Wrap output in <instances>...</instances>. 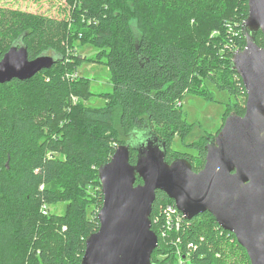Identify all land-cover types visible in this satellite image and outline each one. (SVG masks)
<instances>
[{
    "label": "trees",
    "instance_id": "16d2710c",
    "mask_svg": "<svg viewBox=\"0 0 264 264\" xmlns=\"http://www.w3.org/2000/svg\"><path fill=\"white\" fill-rule=\"evenodd\" d=\"M34 1L42 6L50 0ZM61 1L60 14L54 15L0 8L1 55L23 34L30 58L42 53L59 57L29 79L0 83V264H81L86 238L100 226L104 198L98 168L116 147L148 126L166 142L169 161L186 157L198 169L210 136L186 141L191 127L182 97L201 74L235 98L238 93L247 96L230 60L245 46L241 25L248 0H236L241 18L233 29L220 20L227 0ZM255 36L263 45V34ZM87 43L99 48L97 58L104 59L113 84L104 107L82 105L90 90L88 81L82 91L78 67L80 58H88L77 46ZM216 67L223 80L214 77ZM69 73L79 76L72 79ZM114 102L131 128L127 139L118 137L113 127ZM236 112L243 114L245 105ZM177 135L197 150L196 162L189 152L170 149ZM116 140L117 146L112 143ZM131 162H136V151ZM64 199L63 213L47 210L49 203ZM173 201L157 191L152 219L162 204ZM152 227L160 235L159 226ZM180 236L181 249L188 241L194 244L189 264H251L236 236L208 212L186 220ZM165 252L163 263L173 264L176 253L162 241L152 260L157 262L155 256Z\"/></svg>",
    "mask_w": 264,
    "mask_h": 264
},
{
    "label": "water",
    "instance_id": "95a60500",
    "mask_svg": "<svg viewBox=\"0 0 264 264\" xmlns=\"http://www.w3.org/2000/svg\"><path fill=\"white\" fill-rule=\"evenodd\" d=\"M259 32L264 36V0H248L241 25L245 46L230 60L247 94L245 112H230L207 139L202 169L196 171L186 157L169 161L166 142L148 126L99 166L100 226L87 236L81 264H159L152 260L159 247L151 221L157 191L173 199L187 220L212 214L236 236L251 264H264V44L256 40ZM23 38L0 53V83L29 79L59 59L54 53L30 58Z\"/></svg>",
    "mask_w": 264,
    "mask_h": 264
},
{
    "label": "rangeland",
    "instance_id": "374dc122",
    "mask_svg": "<svg viewBox=\"0 0 264 264\" xmlns=\"http://www.w3.org/2000/svg\"><path fill=\"white\" fill-rule=\"evenodd\" d=\"M62 2L59 0L56 2L55 0H50L49 2H45L42 6L34 0H0V8H14L27 10L32 12H42L47 15H54L55 12L60 14L58 11V5ZM226 7L222 10H225V13H222V17L220 18L221 22H224V25H231L232 29L234 28V24L236 19L239 18L238 14V4L236 0H227ZM39 5V8H38ZM61 11V9H59ZM131 26L136 34V37H139L140 31L136 25V20L131 21ZM214 24L207 27H213ZM213 33L216 32L215 29L212 30ZM78 53L85 56L88 59L80 58L82 61L80 66L78 67V73L81 75L80 83L84 88L89 81L88 89L90 93L86 95L85 98L82 99L83 106L90 107H104L110 102V97L107 96L108 92L112 91L113 84L110 80V73L108 67L106 66L104 59L97 58V53L99 48L92 43L82 44L77 46ZM4 53H2L3 55ZM219 68L216 67L215 70V78L224 79V75L219 74ZM205 89L206 93H203L201 90ZM87 89H83L82 91L85 93ZM238 97L235 96L224 87L218 86L212 80L206 79L204 74H201L199 79H197L196 84L193 83V88L191 91L187 92L182 99L180 100V104L182 107V112L186 115V121L191 127V131L186 141L195 140L196 142H201V136H210L216 135L217 130H220L224 121L226 119L227 110L228 113L232 111H237L242 105H245L246 108V98L247 96L242 93L237 94ZM237 102V103H236ZM245 102V103H244ZM115 105V102H114ZM121 109L117 105H115L114 118H113V127L117 136L120 138L127 139V134L131 130L129 126L122 122ZM117 141H112L113 145L117 146ZM170 149L177 150L178 152H189L193 162H196L199 158V153L196 149L192 147H187L181 141L179 135L175 136L173 144ZM177 157V156H176ZM198 165V163L196 164ZM68 203V199L57 200L56 202L49 203V207L47 210L49 212H58L63 213L66 210V206ZM43 209L46 208L45 205L42 206ZM65 229V227H64ZM164 245L167 247L168 251L177 250V240H170L167 237L162 241ZM167 253L159 254L155 256V261L164 262ZM173 264H181V261L174 260ZM184 264V263H183Z\"/></svg>",
    "mask_w": 264,
    "mask_h": 264
},
{
    "label": "built area",
    "instance_id": "2783aa9c",
    "mask_svg": "<svg viewBox=\"0 0 264 264\" xmlns=\"http://www.w3.org/2000/svg\"><path fill=\"white\" fill-rule=\"evenodd\" d=\"M70 78H77L79 75L77 73H69ZM73 100L76 101L77 97H73ZM46 212V211H44ZM152 214V213H151ZM152 220L158 227L159 234V243L163 241L166 237L170 240H177V251L176 260L181 261V264H189L190 262V253L193 250L194 244L192 242H187V246L184 249L180 248V243L182 242L180 233L183 230V225L187 219H185L183 213L178 209L175 201L167 202L161 205L160 213L155 214ZM153 228V227H152ZM153 230H155L153 228ZM156 232V231H155ZM161 238V241H160Z\"/></svg>",
    "mask_w": 264,
    "mask_h": 264
},
{
    "label": "flooded vegetation",
    "instance_id": "af4514ba",
    "mask_svg": "<svg viewBox=\"0 0 264 264\" xmlns=\"http://www.w3.org/2000/svg\"><path fill=\"white\" fill-rule=\"evenodd\" d=\"M223 126V125H222ZM217 133V132H216ZM213 136H215V135H212V137ZM202 137V136H201ZM207 143V142H206ZM206 145V144H205ZM206 157V156H205ZM205 163V162H204ZM193 166V165H192ZM204 167V164L200 167V168H198V169H195L196 171H199L200 169H202ZM152 221V220H151ZM155 231V230H154ZM158 235V234H157ZM157 263H159V264H164L163 262H157Z\"/></svg>",
    "mask_w": 264,
    "mask_h": 264
}]
</instances>
